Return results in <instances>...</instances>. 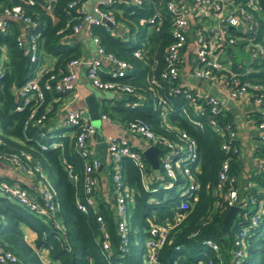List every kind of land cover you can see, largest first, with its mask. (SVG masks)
Returning a JSON list of instances; mask_svg holds the SVG:
<instances>
[{
	"label": "trees",
	"instance_id": "trees-1",
	"mask_svg": "<svg viewBox=\"0 0 264 264\" xmlns=\"http://www.w3.org/2000/svg\"><path fill=\"white\" fill-rule=\"evenodd\" d=\"M70 1L72 0H56L52 10L48 11L43 0H33V3L28 0H0V10L5 6L20 5L30 15L32 23H35L24 25L9 18L7 26L0 28V65L4 68L0 75V155L21 151L31 155L29 163H37L42 171H35L31 175L42 182L43 188L47 182L53 185L58 203V207L48 215H39L11 200L0 188V245L11 249L19 258L16 262L4 264H46L38 252L41 248H47L50 258L60 264H150L145 261V254L146 240L151 236L152 224L173 222L178 215L184 213L186 214L181 222L171 229L168 240L157 251V264H236L234 252L238 247L234 244L235 234L244 226L250 225V216L256 206V203L250 201V196L260 198L262 192L259 188L264 187V172H258V163L264 158V140L260 134L256 136L254 154L259 158L251 175L256 185H240V151L231 154L230 170L237 177V204L240 208L230 229L225 233L221 228L223 216L228 209L224 205L226 185L219 181L218 169L222 159L230 155L222 150L221 140L228 128L235 129L232 114L224 110L219 112L218 128L207 123L199 127L193 120L201 119L205 122V113L209 108L207 103L203 101L204 113H197L184 96L187 88L185 84L178 92H170V87L176 82L161 80L156 84L149 81L152 73L159 76V71L164 68L165 50L173 40L170 32L171 17L162 7L163 0H144L141 4L116 0L104 6L114 15L118 24H122L120 26L123 30L120 33L115 29H107L103 24L89 25L90 34L99 38L106 51L128 62L123 79L133 86V91L127 94L118 93L119 97L104 98L100 113L121 121L144 119L155 133L169 138L175 137L181 130L191 135L197 142L199 152L198 159L192 166L193 176L199 182L194 192L197 198L194 201L193 196L183 193L184 179L180 175L171 186L164 187L168 178L162 173L154 175L145 158L137 164L124 157L120 168L123 191L128 199V241L122 250L114 205V163L109 161L108 196L105 199L100 197L96 204L110 242L109 250L102 248L103 233L92 207L87 205L86 211L78 207V202L86 203L81 182H72L64 166L65 161L75 172L81 168V157L73 145L70 128L64 124L53 129L48 126V120L55 112L54 108L48 111L42 123L36 124L30 120L25 124L33 100L25 103L24 97L19 93V88L34 77L44 55L55 57V62L49 66L48 73L44 76L48 77L53 73L56 79L67 72L66 64L71 58L81 56L79 42L72 39V25L80 12L78 6H68ZM84 1L79 0L78 4ZM235 2L245 6L248 0ZM253 2V6L249 7L255 20L253 34L232 27L227 28V33L241 38L254 35L255 41L264 44V0ZM157 11L160 12L162 24L160 29L155 30L150 27L149 18ZM21 32L25 33L27 45L30 42L36 44L35 61L30 60L27 47L17 43V36ZM3 47L8 53L6 60H2ZM137 48L143 49L147 56H135L134 50ZM186 48L185 54L190 59L192 44L189 39ZM232 67L242 73V79L261 84L264 91V54L245 63L233 59ZM103 78L107 76L103 75ZM65 95V91L46 90L39 110L50 103L56 107L57 101L53 99H61ZM160 95L165 96L171 105L165 117L161 115L157 104ZM18 105L23 106L18 109ZM57 141L62 144L54 145ZM41 143L46 147H42ZM196 165L198 168H195ZM161 181L165 184L159 186ZM0 182L6 183L7 180L0 177ZM18 185L28 192L25 184ZM96 188L97 185L95 190ZM42 190L36 196H31L28 192L39 205L42 203ZM183 201H187L185 207L180 206ZM55 220L61 224L62 230ZM22 223L37 233L33 245L25 239L20 226ZM263 230L264 213L260 215L257 224L249 226L247 230L242 249L244 253L239 264H264ZM195 231L197 232L194 234ZM207 238L218 243V250H213L204 243Z\"/></svg>",
	"mask_w": 264,
	"mask_h": 264
},
{
	"label": "built area",
	"instance_id": "built-area-1",
	"mask_svg": "<svg viewBox=\"0 0 264 264\" xmlns=\"http://www.w3.org/2000/svg\"><path fill=\"white\" fill-rule=\"evenodd\" d=\"M33 3V0H28ZM45 8L51 11L56 0H43ZM116 0H99L93 7L94 13L85 11L83 2L78 4L79 0H72L68 3L69 7L78 6L80 12L77 15L76 22L72 25L73 33H77L84 24H103L107 29H113L117 25V20L113 14L103 8L110 5ZM135 4H141L144 0H130ZM195 6L203 8L214 16V22H205L191 17L192 6L188 0H163L162 7L167 11L171 17L170 32L173 37L171 43L168 44L165 50L164 60L165 66L159 71V76L154 72L149 76V81L159 84L161 80L169 82H176L170 87V92H178L180 87L184 84L187 88L184 90V96L188 102L193 106L197 113H204L203 101L208 104V112H206L205 122L201 119H194L199 127L205 123L218 128L217 115L224 110V103L213 93L206 92L199 87L190 86L186 83V77L182 76L185 63H189V74L193 75L199 81L208 82L217 80L222 83L227 89L230 98H238L239 96L249 94L253 105L258 112L257 127L262 140H264V91L263 86L258 82L242 79V73L234 70L232 67V60L230 58H222L221 51L225 48L235 45L240 37H234L227 33V28H238L243 32L253 34L255 31V20L249 7L253 6V0H248L244 6L236 3L235 0H192ZM9 18H13L20 24H33L32 18L27 14L20 5L5 6L0 10V28H5L8 24ZM104 20L109 21L108 25ZM150 27L155 30L160 29L162 18L160 12H155L150 18ZM35 24V23H34ZM24 32L17 36V43L19 46L27 47L31 61H35L36 44L29 43L27 45ZM92 39L96 44V52L98 57L93 60H83L80 57L71 58L67 64V72L59 78L51 73L48 77L44 74L48 73L49 66L43 62L39 63L35 70V75L19 89V93L24 97V102L33 100V105L29 112L28 118L25 121L27 124L30 120L36 124L42 123L46 118L48 111L56 110L58 107H64L65 115L63 117V124L69 127V134L72 138L74 147L81 157V168L79 171H73L71 165L64 161V166L68 171V176L72 182H81V188L86 195V203L78 202V207L86 211L87 205L92 207L96 215V220L103 233L102 248L104 250L110 249L109 235L105 227L103 217L97 212L94 204L93 192L97 185V172L100 166L99 156L90 149L88 141L92 138L96 131L94 123L91 121L89 114H83L81 110L70 107L69 104L79 97L80 93L76 84L74 83L75 73L74 67L78 64L86 66V76L91 85L100 89H110L117 93L127 94L133 91V86L127 82L123 77L127 73L129 66L128 62L114 53L106 51L104 46L100 44L99 38L92 35ZM189 37V38H188ZM192 44V58L191 61L185 58L187 42ZM242 39L246 40V48L253 60L264 54V44L260 41L254 40V35L244 36ZM134 55L143 57L146 52L143 49L137 48L134 50ZM147 56V55H146ZM248 71V70H247ZM4 72V68L0 65V75ZM106 75L107 78H103ZM160 77V79H159ZM53 82H51V80ZM46 90L65 91L67 95L60 98H54L57 101L56 107L53 104H48L44 109L39 110L45 98ZM157 104L160 107V112L163 117L167 116L171 109L169 100L165 96L160 95ZM23 105H18L21 109ZM100 114V119H107L108 121H116L119 119L111 118L103 113ZM124 127L126 135H114L107 141V155L108 160L114 163L113 166V185L115 193V212L117 215V234L120 239L121 249L124 250L128 241V225H127V206L128 199L124 193V187L121 179L120 162L124 157H128L133 162L140 164L144 158L143 150L148 146H158L160 152L158 153V161L160 166V173L168 178V182L164 187H169L174 183V180L180 175L184 179L183 193L188 196H193L192 200H196L197 194L194 193L199 186V182L193 176L192 166L198 159V147L196 140L186 131L181 130L175 137L169 138L160 135L151 129L150 125L141 118L127 119L119 121ZM167 126L168 123H166ZM135 136L141 139L140 145H134L128 136ZM237 133L233 128H228L224 137L221 140V148L226 155L220 162L218 169V179L226 185L224 202L226 207L237 204L239 192L236 187L237 177L230 170V158L232 153L240 151V145L237 142ZM54 145H61L57 141ZM42 147H46L41 143ZM0 159L6 160L19 170L33 174L35 171L42 173L40 166L37 163L31 164V155L21 151L20 153H12L10 155H0ZM195 168H198L196 165ZM258 172H264V158L258 163ZM0 188L6 192V195L13 201L20 205H24L30 210L35 211L39 215L49 214L52 210L58 207L55 199L56 190L50 182L46 183L42 190V203L39 205L33 198H31L27 190L10 182H0ZM126 189V188H125ZM262 192L260 198L250 196V201L256 203L255 210L250 216V225H255L261 214L264 213V187H260ZM187 202V201H186ZM185 201L181 202L180 206L185 207ZM190 202V200H188ZM186 213L178 215L173 222L154 223L150 228L151 236L146 240V254L145 261L150 264H157V251L165 244L169 238L171 229L179 224ZM58 222V220H55ZM59 223V222H58ZM60 224V223H59ZM61 230L62 226L59 225ZM249 226H244L240 229L234 237V244L236 248L235 262L239 264L243 257L244 251V237L247 234ZM197 231L194 232V234ZM204 243L213 250H218V243L211 238L205 239ZM18 256L9 248L0 245V264L18 261Z\"/></svg>",
	"mask_w": 264,
	"mask_h": 264
},
{
	"label": "crops",
	"instance_id": "crops-1",
	"mask_svg": "<svg viewBox=\"0 0 264 264\" xmlns=\"http://www.w3.org/2000/svg\"><path fill=\"white\" fill-rule=\"evenodd\" d=\"M86 1L87 0L83 2L84 10H85ZM98 1L99 0H97V2L92 4V8L98 3ZM188 2L190 3V5H193L192 13H191L192 18L195 17L197 21L198 19H200L201 21H205V22H214L213 15H211L205 9L198 8V6H195L192 0H188ZM113 29H115L118 33H120L123 30L122 26H120L118 22ZM74 36H75V40H77L80 44L81 58L83 60L89 61L98 57L96 52V44L94 43L92 36L89 32L88 24L86 25L84 24L81 27V29L74 34ZM89 37H91V40L94 44L93 46H91L88 42H87L88 44H86V40H87L86 38ZM244 41L245 40L240 37V39L237 40V42L240 43H236L235 45L225 48L223 51H221V57L222 58L228 57L231 60L234 59L239 63L240 62L245 63L251 60L252 58L250 55L248 60L244 59V57H240L239 61L235 59L236 54L234 53V48L238 47L247 50L246 43ZM2 50H3L2 60H6L8 57L7 50L5 47H3ZM185 58L188 59L186 55ZM191 58L188 59V61H191ZM54 62H55L54 56L44 55L43 63L45 65L52 66ZM184 68L185 69L182 73V76L186 77L185 81L187 84H189L190 86L199 87L206 92H211L215 94L222 101V103H224V111L232 114V122L234 124L237 133V139L240 145L239 158L242 164V172H241L242 180L241 181L239 180V183L241 182L240 184L241 186H244L246 184L256 185L251 175L253 172L252 170H254V168L256 167L259 158L254 154L257 143L256 136L259 134V129L257 127V109L253 105L250 95L245 94L239 96L238 98H230L228 96L227 89L219 81L214 79L208 82L199 81L193 75L189 74L188 71L190 68L189 63H185ZM74 73H75L74 83L76 84V87L78 88L80 95L78 98L72 101L69 104V106L77 110H81L82 112L84 111L87 112L85 98L88 94L94 93L99 101L98 112L100 113V108L103 99L109 97H107L106 95L99 96L95 92V90L90 85V82L86 76V66L84 64H78L77 66H75ZM64 111H65L64 107L56 108L55 112L51 115V117L48 120V126L52 127V129L57 126H61L63 124V117L65 115ZM119 121L120 120L108 121L107 119H101L100 127L97 134L95 135V137L93 135L92 138L88 141V146L92 151H94L99 156V158L100 155L97 149V142H99L100 140H105L107 142L109 138H111L114 135H126V131ZM66 133L68 132L66 131ZM128 137L130 138V140L134 145L138 146L142 143L141 139L135 136L129 135ZM108 163L109 160L106 152L105 161L102 164V166L99 167L96 176L97 188L95 190V196L93 197L95 205L98 203L97 199H99L100 197L105 199L108 196V190H109ZM0 177L12 184H25L28 187V192L31 196H36V194H38L39 191L43 189V184L40 180H37L36 178H34L33 175L19 170L18 168L14 167L9 162H7L6 160H2V159H0ZM20 226L27 242L33 245L34 240L37 237V233L33 229L28 227L26 224L22 223ZM38 252L44 263L60 264L59 261L50 258L49 251L47 248H41L38 250Z\"/></svg>",
	"mask_w": 264,
	"mask_h": 264
},
{
	"label": "water",
	"instance_id": "water-1",
	"mask_svg": "<svg viewBox=\"0 0 264 264\" xmlns=\"http://www.w3.org/2000/svg\"><path fill=\"white\" fill-rule=\"evenodd\" d=\"M126 1H129V0H126ZM104 21L108 25H110L109 21L107 20H104ZM238 28L241 29L242 25L238 26ZM72 39H75V36H73ZM85 102H86V107H87V112L89 114V117L96 127V131L94 133V137H95V135L97 134L99 130L100 121H101L100 114L98 112L99 101L94 93H90L86 96ZM107 146H108V143L105 140H100L99 142H97V149L100 155V166L99 167H101L105 161ZM159 152H160V148L158 146H153V145L148 146L143 150V156L150 164L154 175L160 174V166H159V161H158ZM239 208L240 206L238 204H234L227 209V211L225 212L223 216V221H222L221 229L223 232L226 233L230 229V226Z\"/></svg>",
	"mask_w": 264,
	"mask_h": 264
},
{
	"label": "rangeland",
	"instance_id": "rangeland-1",
	"mask_svg": "<svg viewBox=\"0 0 264 264\" xmlns=\"http://www.w3.org/2000/svg\"><path fill=\"white\" fill-rule=\"evenodd\" d=\"M95 2H97V0H87L86 1V4H85V10L94 13L93 8H92V4H94ZM119 25H122V24L120 23ZM86 39H87L86 40V44L89 43L91 46L94 45L93 42H92V40H91V37L86 38ZM234 53L236 54L235 59L238 60V61H239V58L240 57H244V59H247L248 60L249 55H250V53L247 50H245L244 48L241 49V48H238V47L234 48ZM91 86L93 87V89L95 90V92L99 96L106 95L109 98L119 97V94L117 92L113 91V90H110V89H108V90L107 89H100V88L94 87L93 85H91ZM86 113H87L86 111L83 112V114H86ZM164 184H165V182L164 181H161V183H160L159 186H162ZM262 235L264 237V230H263Z\"/></svg>",
	"mask_w": 264,
	"mask_h": 264
}]
</instances>
